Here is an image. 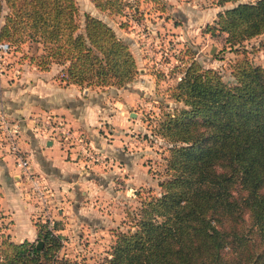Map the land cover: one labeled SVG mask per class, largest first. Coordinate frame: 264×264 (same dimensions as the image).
<instances>
[{"label":"trees","instance_id":"trees-1","mask_svg":"<svg viewBox=\"0 0 264 264\" xmlns=\"http://www.w3.org/2000/svg\"><path fill=\"white\" fill-rule=\"evenodd\" d=\"M90 1L103 13L124 5ZM211 1L222 8L201 33L228 45L264 34V0ZM3 41L40 45L29 63L58 66L64 85L121 88L138 73L128 44L75 0H0ZM231 75L226 84L194 58L179 70L168 97L181 106L154 132L168 149L159 192L139 197L97 264H264V66L243 57ZM35 225L34 241L14 242L0 224V264H80L59 257V236Z\"/></svg>","mask_w":264,"mask_h":264},{"label":"rangeland","instance_id":"rangeland-1","mask_svg":"<svg viewBox=\"0 0 264 264\" xmlns=\"http://www.w3.org/2000/svg\"><path fill=\"white\" fill-rule=\"evenodd\" d=\"M122 1L120 13L96 10L92 15L106 22L117 37L128 44L138 73L121 88H83L96 106L93 113L79 109L77 115L81 121L74 122L62 112H51L49 103L44 100L41 101L44 107H32L33 94L38 89V86L34 88L35 84L39 83L43 91L41 80L62 82L57 75L59 67L53 65L48 73L41 74L42 71L28 60L30 54L40 52V45L25 42L15 47L3 41L9 50L0 61V77L3 76V84L13 86L14 98L21 100L19 108H24L18 115L7 112L8 109L0 110L7 122L20 124L17 144L19 155L26 161L23 169L17 165L14 154L0 152V161L12 174L9 177L12 189H7L9 198L30 206L35 233V224L42 222L59 236V257L80 264H97L111 242V230L128 227L129 216L139 205V197L159 192L158 183L166 173L164 164L168 149L154 132L162 113L181 106L168 97V88L179 76L183 65L194 58L202 66L219 72L229 85L234 83L231 67L237 60L246 57L252 64L264 66V34L241 44L228 45L221 36L210 37L200 32L222 8L211 0ZM75 2L81 13L93 8L90 0ZM23 129L54 142L63 160L84 177L88 185L82 210L101 221L94 220L85 226L73 219L74 205L66 191L61 190L60 185H53L34 167L28 151L27 133ZM113 152L125 156L124 159L130 158V166ZM98 174L105 176V181L89 183L92 175ZM18 210V204L5 210L6 214L0 210L2 230L14 242L34 241L35 236H29L24 224L16 221L20 231L15 230L17 226L10 218L16 220ZM51 222L58 223L56 229ZM99 224H103L102 227Z\"/></svg>","mask_w":264,"mask_h":264},{"label":"crops","instance_id":"crops-1","mask_svg":"<svg viewBox=\"0 0 264 264\" xmlns=\"http://www.w3.org/2000/svg\"><path fill=\"white\" fill-rule=\"evenodd\" d=\"M94 12H96V9L93 7L92 10L88 13L93 14ZM48 71H42L40 73L41 74L48 73ZM3 82H4L3 76H1L0 77V110L3 111V109H8L6 111L9 113L11 112V114H15V115L22 114L24 108H19L21 100H16L17 98H14V93L12 92L13 88H11L13 86H10L8 84L5 85L3 84ZM41 83L43 85L42 87H44L43 91L39 88L40 86L39 83L34 85V88L38 86V89H36L37 93L35 92V94H33L34 95L33 98H35L34 99L35 102H31L33 108L36 109L37 106L44 107V105H41L42 104L41 101L44 100V102L49 103V105L47 106L51 112L52 111L62 112L64 115L68 116L69 118H72L74 122H76L75 120L81 121V119H79L77 115L79 109L85 112L90 111L91 113H93L95 109L94 106L96 105L93 103V101H91V98L86 89H80L74 85H64L62 82L60 84H57L55 83V79H50L47 81L41 80ZM11 85H14V82L13 84L11 83ZM22 106H24V103ZM26 109H29V107L25 108V110ZM79 124L86 128V125L82 123ZM24 130L27 133L28 151L30 153L34 167L37 170L41 171L43 174H45V176L49 179V181L53 185H60L61 190L66 191L69 198L73 201V205H74L73 219L76 222L79 220L80 222L85 224V226H87V224H91L94 220L97 221L98 218H95L94 215L88 216L83 212L81 207L82 201L86 199V195H87L86 186L88 185V182H85L83 180L84 177H80L77 169L72 164L65 162L63 160L54 142L48 139H43L42 137H38L34 134H31L26 129H23V132ZM113 154L114 156L121 159L127 166H130L129 164L130 158L124 159L126 157L121 156L120 153L116 154L113 152ZM0 171H1L0 189L2 190V192L0 193L1 212L5 213V210H11L13 205L18 204L20 209V211L18 210L17 213L18 218L16 220L15 219L12 220V218H10L12 224L14 223L16 225V221L18 222V224H24L26 226L25 229L27 230L29 236L31 237L35 236L34 226L31 222V217H30L31 215L30 206L24 202H20L21 200L15 203L13 202V200L9 198L7 189H12V185L11 183H9L10 180L9 177L12 174H10V171L7 170L4 162L1 161H0ZM93 176H95V178ZM104 177L105 176L100 174L92 175V178L89 181V183L94 184V181L97 182L100 181V179H102V181H105ZM13 215L11 214V217H14ZM102 225L103 224L101 225L99 224V227H102ZM15 230L20 231L18 226L15 227Z\"/></svg>","mask_w":264,"mask_h":264},{"label":"built area","instance_id":"built-area-1","mask_svg":"<svg viewBox=\"0 0 264 264\" xmlns=\"http://www.w3.org/2000/svg\"><path fill=\"white\" fill-rule=\"evenodd\" d=\"M9 50V46L5 42H0V61L4 59L5 55ZM1 64V62H0ZM2 67L0 66V74ZM19 125L13 122H7L4 115L0 113V152L3 153H12L15 156V161L18 166L21 168H26V161L22 159L19 155L18 150V134H19ZM4 144V146H3ZM52 225L54 222H51Z\"/></svg>","mask_w":264,"mask_h":264},{"label":"water","instance_id":"water-1","mask_svg":"<svg viewBox=\"0 0 264 264\" xmlns=\"http://www.w3.org/2000/svg\"><path fill=\"white\" fill-rule=\"evenodd\" d=\"M40 245H41V242H40V241H37V243H36V247L39 248Z\"/></svg>","mask_w":264,"mask_h":264}]
</instances>
